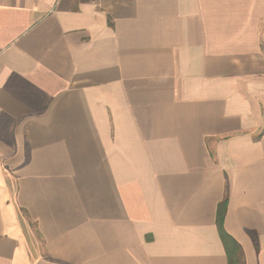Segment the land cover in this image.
I'll list each match as a JSON object with an SVG mask.
<instances>
[{"label":"crops","instance_id":"0c3cea01","mask_svg":"<svg viewBox=\"0 0 264 264\" xmlns=\"http://www.w3.org/2000/svg\"><path fill=\"white\" fill-rule=\"evenodd\" d=\"M264 264V0H0V264Z\"/></svg>","mask_w":264,"mask_h":264},{"label":"trees","instance_id":"16d2710c","mask_svg":"<svg viewBox=\"0 0 264 264\" xmlns=\"http://www.w3.org/2000/svg\"><path fill=\"white\" fill-rule=\"evenodd\" d=\"M226 210H227V203L225 201L219 207V214H218V223H219L218 225L220 229L221 238L225 245L229 264H240L241 248L238 245V243L224 230V220H225Z\"/></svg>","mask_w":264,"mask_h":264}]
</instances>
